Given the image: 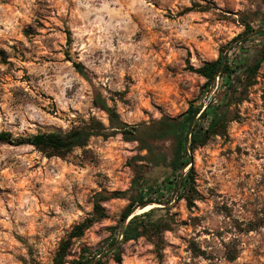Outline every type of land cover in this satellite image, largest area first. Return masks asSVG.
Returning a JSON list of instances; mask_svg holds the SVG:
<instances>
[{
  "label": "rangeland",
  "instance_id": "374dc122",
  "mask_svg": "<svg viewBox=\"0 0 264 264\" xmlns=\"http://www.w3.org/2000/svg\"><path fill=\"white\" fill-rule=\"evenodd\" d=\"M262 12L264 0H0V131H66L90 117L108 124L95 90L130 124L179 115L192 102L228 107L226 132L190 152L193 204L172 185L166 204L148 208L166 206L171 228L124 243L120 264H264V62L230 104L226 77L204 91L205 78L190 68L217 59L243 20ZM261 46L264 30L228 57L238 64ZM159 146L171 153V141ZM145 152L120 134L93 136L64 157L0 141V264L51 263L97 192L131 186ZM156 173L161 184L169 171ZM128 203L103 202L108 217L73 239L68 258L106 245Z\"/></svg>",
  "mask_w": 264,
  "mask_h": 264
},
{
  "label": "trees",
  "instance_id": "16d2710c",
  "mask_svg": "<svg viewBox=\"0 0 264 264\" xmlns=\"http://www.w3.org/2000/svg\"><path fill=\"white\" fill-rule=\"evenodd\" d=\"M254 22L259 25L256 27ZM243 24L244 30L224 47L217 59L206 61L198 67H190L192 71L205 78L202 88L204 91L211 90L218 77H226L228 81L226 87L233 91L226 95L227 100H231L228 101L229 104L237 98L236 92L240 87L247 89L255 84L264 62V46L253 48L249 58L241 60L238 64L236 56L228 57L227 50L246 48L250 38L264 30V12L258 18L246 17ZM73 64L79 73L87 76L83 63L74 61ZM93 103L106 112L108 124L99 118L90 117L87 120L83 119L82 124L66 131H39L25 136H14L7 130L0 131V141L13 145H32L47 156L64 157L75 148L88 145L93 136L108 138L118 134L126 141H136L138 148L146 151L143 155L136 157L142 163L138 165L139 168L131 186L111 193L97 192L94 195L93 211L77 223L68 237L61 241L49 264H66L69 260L73 264H106L104 256L107 255H112L115 262L120 264L123 261L122 245L124 243L142 236L154 239L155 236L159 237L165 230L170 229L171 224L166 219L168 213L166 206H153L137 214L136 211L143 210L150 204L155 205L154 203L166 204L168 201L164 199L165 193L175 187L181 191L179 197L184 198L188 205H192L198 191L195 184L194 165H190L192 158L190 152L194 153L197 148L204 146L212 136L223 135L230 121L225 103L208 104L203 109L201 104L192 102L179 115H163L150 122L136 124L123 120L115 105H111L98 90L94 91ZM165 141H171L170 154L159 146V143ZM156 169L169 171L166 176H162L161 184L153 181L157 178ZM113 198H125L129 203L123 209L119 223L108 227L110 235L106 245L100 243L96 247L85 246L77 259H69L73 239L82 237L94 223L108 217L103 202ZM262 223L264 224V217ZM104 250H107L106 253L99 256ZM236 257L237 254H232L228 258L232 261Z\"/></svg>",
  "mask_w": 264,
  "mask_h": 264
},
{
  "label": "bare ground",
  "instance_id": "6f19581e",
  "mask_svg": "<svg viewBox=\"0 0 264 264\" xmlns=\"http://www.w3.org/2000/svg\"><path fill=\"white\" fill-rule=\"evenodd\" d=\"M153 204H150L149 206L145 207L143 210L148 209L150 206H152Z\"/></svg>",
  "mask_w": 264,
  "mask_h": 264
}]
</instances>
